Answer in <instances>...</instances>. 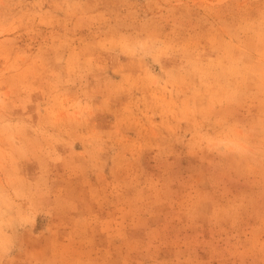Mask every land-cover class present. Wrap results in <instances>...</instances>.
Returning a JSON list of instances; mask_svg holds the SVG:
<instances>
[{"label": "rangeland", "instance_id": "rangeland-1", "mask_svg": "<svg viewBox=\"0 0 264 264\" xmlns=\"http://www.w3.org/2000/svg\"><path fill=\"white\" fill-rule=\"evenodd\" d=\"M0 264H264V0H0Z\"/></svg>", "mask_w": 264, "mask_h": 264}]
</instances>
